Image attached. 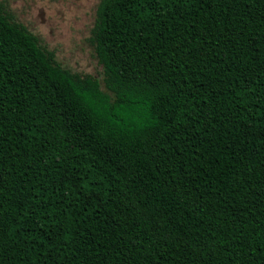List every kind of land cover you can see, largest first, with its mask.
Listing matches in <instances>:
<instances>
[{
  "label": "trees",
  "instance_id": "obj_1",
  "mask_svg": "<svg viewBox=\"0 0 264 264\" xmlns=\"http://www.w3.org/2000/svg\"><path fill=\"white\" fill-rule=\"evenodd\" d=\"M100 80L0 2V264H264V0H100Z\"/></svg>",
  "mask_w": 264,
  "mask_h": 264
},
{
  "label": "rangeland",
  "instance_id": "obj_2",
  "mask_svg": "<svg viewBox=\"0 0 264 264\" xmlns=\"http://www.w3.org/2000/svg\"><path fill=\"white\" fill-rule=\"evenodd\" d=\"M17 23L54 52L57 62L82 77L100 80L103 66L90 42L100 0H0Z\"/></svg>",
  "mask_w": 264,
  "mask_h": 264
}]
</instances>
